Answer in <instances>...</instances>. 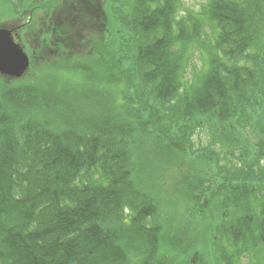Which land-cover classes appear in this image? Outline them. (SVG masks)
<instances>
[{"label":"trees","instance_id":"1","mask_svg":"<svg viewBox=\"0 0 264 264\" xmlns=\"http://www.w3.org/2000/svg\"><path fill=\"white\" fill-rule=\"evenodd\" d=\"M96 1L45 0L0 23L24 33L34 63L0 75V264H264V0H209L180 19L175 0ZM73 54L98 63L75 101L54 67ZM183 159V218L210 220L207 249L186 255L163 232L154 184Z\"/></svg>","mask_w":264,"mask_h":264},{"label":"rangeland","instance_id":"2","mask_svg":"<svg viewBox=\"0 0 264 264\" xmlns=\"http://www.w3.org/2000/svg\"><path fill=\"white\" fill-rule=\"evenodd\" d=\"M44 1L45 0H0V23L5 22L8 18H13L14 16L21 15L14 12L15 10L20 11L21 9L25 13L23 17L15 19L14 22L7 20L6 23H15L16 25L23 24L27 21V18H29V7L32 5H36L39 7L44 3ZM89 1V3L91 4V8L93 9L96 6L97 1L92 0L94 4H92L91 0ZM19 2H21V4H24L22 5L23 9L21 8V5H19ZM175 2L178 4L177 9H179V11H176V17L180 19V17H183L188 12H200L203 6L207 5L209 0H175ZM11 9L13 11V14L10 17L9 10L11 11ZM26 9L27 12L24 11ZM100 10L102 11V9ZM44 14L45 12L43 11H39L38 13H36L35 20L37 21V23L43 25V22L45 21V18H43ZM41 25H39L38 27H40ZM90 29V33L98 32V23H95L93 28L90 27ZM203 29L206 33H209V31H211L207 26H204ZM69 31L70 35H73V38L75 39L74 44L78 45L77 43L79 41V38L74 35L76 31L73 28L69 29ZM20 35L23 36L24 39V33H22V31H18L17 36H15V40L19 43L20 41L22 42ZM199 44L195 45L193 47L194 50L188 53V60L187 62H185V66L182 67L181 73L184 83H191L192 78L194 79L195 75H197L203 67V49L200 48L201 46ZM25 52L30 59V56L33 55L31 49H29V53L26 50ZM95 59L96 57L91 58L90 56L73 54L68 58L67 64L66 61H57L55 63L54 67H58V69L64 75L70 76L72 80V85L67 83L58 91L63 97L69 96V98L74 99L75 101L81 96L79 85L84 82L86 75H91L93 74V71H96L98 69V63ZM33 64L34 63L30 59L29 67L27 69L28 72L26 71L27 77L29 76L28 74L33 70ZM193 140L196 147L203 146L207 143V136L203 133L196 132L193 136ZM178 162L180 164H177V166L172 168L169 172L159 173V175L154 179V184L158 185L159 192L161 189L164 192L163 198H159V208L161 207V211L159 212V214L160 218L162 219L161 222L163 232L167 234V238L170 240L173 247L178 246L177 248L179 250H183V254L186 255V250L189 251L191 247L201 250L207 249V244L209 243V228H207V226L209 225L210 220L207 216H205V218L203 217L204 219L202 221L196 222V220L187 223L183 218L182 206L180 205L178 198L179 193L176 194L175 192L176 189L179 190L182 186V183L184 181V179L182 178L184 177V175H189L192 169L188 159H183L182 161L180 160ZM219 165H221L222 167H233L235 169V166H237L238 163L233 162L232 165H227L224 160H220ZM259 167L264 169V157L260 158ZM203 168L206 169L207 172V167ZM168 173H170V175H168ZM146 178L148 179L147 181L152 184L153 176L151 172L146 173ZM149 188L153 189L152 187ZM188 245H190V248L187 247ZM241 261L243 263L247 262L246 258H242Z\"/></svg>","mask_w":264,"mask_h":264},{"label":"water","instance_id":"3","mask_svg":"<svg viewBox=\"0 0 264 264\" xmlns=\"http://www.w3.org/2000/svg\"><path fill=\"white\" fill-rule=\"evenodd\" d=\"M29 67V58L7 27H0V74L19 78Z\"/></svg>","mask_w":264,"mask_h":264}]
</instances>
